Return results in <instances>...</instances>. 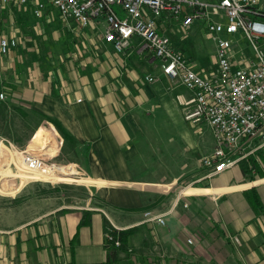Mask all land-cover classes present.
Instances as JSON below:
<instances>
[{
  "label": "crops",
  "instance_id": "obj_1",
  "mask_svg": "<svg viewBox=\"0 0 264 264\" xmlns=\"http://www.w3.org/2000/svg\"><path fill=\"white\" fill-rule=\"evenodd\" d=\"M73 23L69 31L81 37L77 23ZM81 29L87 41L51 60V69L46 71L50 64L45 68L41 61L30 60L25 65L20 59H0V90L20 115H28L32 109L61 123L72 137L67 141L70 152L77 155L76 162L81 164L89 185L96 187L95 195L103 205L45 210L41 199H37L36 203L41 204L21 214L17 223L0 228V264H122V258L126 264H264V145L229 168L233 173L228 181L200 187L187 185L182 192L188 191L187 195L167 192L156 184L174 185L179 178L176 175L159 180L134 178L129 160L135 154L132 139L138 131L136 115L144 112L151 98V84L145 81V75H153L151 65L158 66L153 60L144 62L134 47L114 51L94 26ZM91 30L99 33L95 41L87 39ZM67 48L73 49L71 45ZM16 65L25 68L15 72ZM155 75L159 85L174 81L160 69ZM187 90L176 93L186 106L192 101V92ZM43 120L48 121L40 119L38 123ZM197 127L201 130L202 126ZM203 127L210 132L208 126ZM10 147L0 142V170L6 171L11 162L19 163L21 173L10 190L13 194L23 178L38 179L44 172L25 174L21 153L16 155L12 150V154ZM248 157L259 164V172H242L241 164H246ZM204 175L199 182L206 179ZM47 178L54 181L55 176L52 173ZM249 191L258 196L260 209L247 200ZM144 210L164 213L165 223L142 222L141 217L129 224L140 217L135 213ZM85 211L89 212V223L101 218L95 239L91 232L87 239L82 228L75 231ZM103 212L108 219L98 215ZM112 223L134 228L127 248L136 251L133 255L119 252L109 263L104 232ZM233 237L239 243H234ZM82 243L89 248L85 256L78 253Z\"/></svg>",
  "mask_w": 264,
  "mask_h": 264
},
{
  "label": "rangeland",
  "instance_id": "obj_2",
  "mask_svg": "<svg viewBox=\"0 0 264 264\" xmlns=\"http://www.w3.org/2000/svg\"><path fill=\"white\" fill-rule=\"evenodd\" d=\"M33 5L34 0H29L25 3L10 2L0 6V38L7 36L14 39V44L9 47L7 53H0V59L17 61L20 59L25 65L30 60L41 61L45 68L50 64L46 71L51 69V60L55 61L61 54L73 51V47L81 45L86 39L77 24L78 27L76 25L75 27L81 33V37L69 31L75 23L65 22L48 2L39 15L33 13ZM258 6L264 14V0H259ZM97 32L91 30L87 39L95 41L99 34ZM166 32L171 43L191 58L195 69L203 70L205 73L215 70L212 56L214 45L208 38L204 21H195L188 28L174 22ZM259 41L264 45V38H260ZM237 43L244 50L246 57L252 56V50L245 38L240 37ZM131 44L135 45L134 41ZM68 45L73 49L67 48ZM140 56L149 64V55ZM157 62V59L153 60V63L157 64ZM14 67L15 72L25 68L20 65ZM149 70L156 78L150 81L144 78L151 84V98L147 102V107L143 108L144 112L136 115L138 131L135 133L136 137L132 139L134 142L132 151H135V154L132 153L129 160V166L133 169L131 175L134 178L145 177L157 180L160 177L168 179L176 175L179 178L174 185L156 184H160L163 189L166 188L167 192L177 195L179 193L187 195L188 191L182 193L188 189L187 185L200 187L208 182L218 184L228 181L233 173L230 169L199 182L200 177L208 171L201 166L200 159L211 152L213 146L211 134L207 127L202 126L201 130H198L195 124L184 117L185 109L189 104L186 106L185 103L180 102L176 93L188 91L187 88L174 81L159 85V77L155 75L159 72V68L153 64ZM1 92L3 98L0 101L3 105H0V142L10 145V148H13L10 149L12 154L16 151V155L23 152L39 155L45 160L46 169L38 179L23 178L19 189L11 194L10 190L18 183L17 178L21 172L19 163L6 162L9 163L8 169L0 170V228L6 229L10 227L9 225L17 223L21 214L41 204L36 203L37 199H41L45 210L54 206L77 209L103 205L95 195L96 187L89 185L81 164L76 162L79 161L77 155L70 152L72 150L70 143L64 141L50 122L43 120L38 123L40 118L32 109L28 115H20L12 108L10 104L12 102L5 98V92ZM12 154L11 161H13ZM24 173L28 174L27 171ZM52 173L55 176L54 181L47 178V175L52 176ZM146 185L148 186L147 182ZM144 211L135 213L140 217L131 219L129 224L140 220L142 217L140 214ZM107 213L111 215L110 212ZM98 215L106 217L104 212ZM101 225V218H98L87 225L76 226L75 231L82 228L86 231L87 239L89 232L95 239ZM127 229L129 228L124 230ZM88 251L89 248L84 243L78 248V253L82 256ZM135 251L132 248L128 252L133 255ZM124 262L125 258H122V264Z\"/></svg>",
  "mask_w": 264,
  "mask_h": 264
},
{
  "label": "built area",
  "instance_id": "obj_3",
  "mask_svg": "<svg viewBox=\"0 0 264 264\" xmlns=\"http://www.w3.org/2000/svg\"><path fill=\"white\" fill-rule=\"evenodd\" d=\"M27 1L0 0V6ZM46 2L65 22L96 27L114 51L134 47L150 60L157 59L164 75L192 92L184 117L199 127L208 126L213 139L211 152L200 159L208 169L204 177L235 166L264 145V45L259 41L264 38V19L259 16V0H34L33 13L39 15ZM198 20L204 21L214 45L211 73L195 69L166 32L174 22L188 28ZM240 37L248 41L252 56L246 57L238 45ZM13 44L12 37H1L0 53ZM20 161L30 174L45 172L46 162L37 154L23 152ZM142 222L164 224V213L145 210ZM124 229L112 224L104 232V243L119 247L114 232Z\"/></svg>",
  "mask_w": 264,
  "mask_h": 264
},
{
  "label": "trees",
  "instance_id": "obj_4",
  "mask_svg": "<svg viewBox=\"0 0 264 264\" xmlns=\"http://www.w3.org/2000/svg\"><path fill=\"white\" fill-rule=\"evenodd\" d=\"M259 16L261 18L264 19V14L263 11H261V14H259ZM1 101H0V105H1ZM3 105V104H2ZM35 113L38 114L40 119H46L48 121H50L56 128L57 132L61 135V137L64 139V141H71L72 137L70 136V134L65 130V128L61 125V123L54 117L47 115L45 113L42 112H38L36 110H34ZM246 164H241V170L243 173H246L247 170H251V169H255L257 172H259V164L253 159V158H247V161L245 162ZM246 198L249 201V203L251 204V206L255 209H260L261 208V204L259 202L258 196L253 192V191H249L246 194ZM89 212L85 211L83 212V215L81 217V220L79 222V225H84L89 223ZM108 227H110L109 224H107ZM134 228H129L127 230H121L119 232H114V235L116 237H118L121 241V244L119 247H115L114 245H110V244H105L104 247L106 249V253H107V261L109 263H113L116 260L117 254L119 252H127L128 248H127V242H128V237L131 234L132 230Z\"/></svg>",
  "mask_w": 264,
  "mask_h": 264
}]
</instances>
